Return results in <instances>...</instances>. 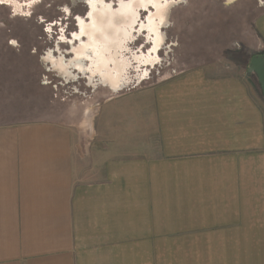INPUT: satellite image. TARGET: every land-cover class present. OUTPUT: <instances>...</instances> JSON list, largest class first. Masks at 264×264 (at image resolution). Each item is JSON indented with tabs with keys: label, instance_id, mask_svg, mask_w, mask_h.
I'll return each instance as SVG.
<instances>
[{
	"label": "crops",
	"instance_id": "obj_1",
	"mask_svg": "<svg viewBox=\"0 0 264 264\" xmlns=\"http://www.w3.org/2000/svg\"><path fill=\"white\" fill-rule=\"evenodd\" d=\"M255 30L264 45V12ZM130 39L109 62L120 82L96 73L97 85L121 90ZM241 59L234 74L186 70L145 90L132 138L101 150L92 172L70 125L0 124V264H264V97ZM146 135L155 146L130 152Z\"/></svg>",
	"mask_w": 264,
	"mask_h": 264
},
{
	"label": "rangeland",
	"instance_id": "obj_2",
	"mask_svg": "<svg viewBox=\"0 0 264 264\" xmlns=\"http://www.w3.org/2000/svg\"><path fill=\"white\" fill-rule=\"evenodd\" d=\"M102 1L118 9L120 1L128 0ZM88 2L0 0V124L51 118L70 125L75 150L85 156L89 172L102 166L101 150H116V138H132L126 122L142 118L140 109L152 92L145 90L186 70L202 69L211 76L234 74L238 57L246 62L252 50L264 49L255 30L264 0H181L170 9L168 25L162 29L166 39L156 53L148 30L136 32L153 9L140 12L134 38L125 50L131 60L128 78L119 92L97 85L99 80L89 82L83 74L67 80L47 66L44 56L49 50L66 59L73 56L69 41L79 31L78 19L86 26L91 23ZM147 56H156V61L145 62ZM136 137L134 147L128 148L134 154H147L145 147L156 144L155 136Z\"/></svg>",
	"mask_w": 264,
	"mask_h": 264
},
{
	"label": "bare ground",
	"instance_id": "obj_3",
	"mask_svg": "<svg viewBox=\"0 0 264 264\" xmlns=\"http://www.w3.org/2000/svg\"><path fill=\"white\" fill-rule=\"evenodd\" d=\"M99 1L102 3L103 9H98L99 7L96 3L97 0H89L91 6L89 12L91 23L88 26L85 25L83 19H79L80 32H77L78 34L75 35V38H79L80 43L78 47L73 49V51H75V57L68 60L63 55L60 54L59 56H56L53 54L52 50H49L44 56V59L48 63L50 69L63 74L68 80L76 79L77 75L73 73L72 69L78 68L82 70L83 73L88 72V74H90L89 82H92V80H94L93 76L98 73L102 75L103 78L101 81L103 83H111L112 85L117 86L120 82V74H118V77L111 76V73L109 72V62L118 56V53L120 52L119 47H121L119 45L120 42H127L126 39L131 36L133 32L132 30L135 28L133 25L138 21L140 14L138 8L133 5V2L122 4L117 11L124 16L123 20H125V17L129 16L133 25L128 28L124 25L120 26L114 21L115 13H117V11L106 5L102 0ZM177 1L181 0L137 1L144 7H148L149 5L154 7V10L150 11L147 19L144 21L145 23L140 26L139 30L140 32L146 29L148 30L149 35L153 36L152 50L154 53H156L165 42L166 35L162 29L168 25L170 9L177 3ZM84 36L88 37L86 41ZM103 39L105 40L103 41ZM156 58V56H147L145 57V62L156 61ZM88 61L90 62L89 65L85 63ZM114 65L115 68L121 69L119 61H115ZM94 85H96V83Z\"/></svg>",
	"mask_w": 264,
	"mask_h": 264
},
{
	"label": "flooded vegetation",
	"instance_id": "obj_4",
	"mask_svg": "<svg viewBox=\"0 0 264 264\" xmlns=\"http://www.w3.org/2000/svg\"><path fill=\"white\" fill-rule=\"evenodd\" d=\"M138 0H128V1H120L121 3H120V7H121V5L122 4H124V3H132L133 2V5L136 7V8H138V12H139V14H140V12L141 11H143V10H150V9H153L154 10V7L152 6V5H149L148 7H144V6H142V4L141 3H138L137 2ZM104 2V1H103ZM136 2V3H135ZM178 2H180V1H177V3ZM89 3V2H88ZM105 4L106 5H108V6H110L112 9H114L115 11H117L118 9H120V8H118V9H115L114 7H112V3H107V2H105ZM97 5L98 6H100L101 7V5H102V3L101 2H98L97 3ZM89 6H90V4H89ZM140 8V9H139ZM90 9H91V6H90ZM153 10H150V11H153ZM90 12V11H89ZM89 14V13H88ZM116 15H115V19H114V21L116 22V24H118V25H120V26H126L127 28L128 27H130L131 25H133L132 24V22H131V18L129 17V16H127V17H125V20H123V18H124V16L119 12V11H117V13H115ZM88 18H89V20H90V17L88 16ZM139 18H140V16H139ZM139 18H138V20H139ZM117 19V20H116ZM79 20V19H78ZM130 21V22H129ZM118 22V23H117ZM138 22V21H137ZM136 22V23H137ZM136 23L133 25V27H135L136 26ZM126 24V25H125ZM142 25V24H141ZM135 29H133L132 31V34H131V39L129 40V44L131 43V41L133 40V38H134V33H135V31H134ZM139 30H140V28H139ZM139 30H137L136 32H139ZM140 33V32H139ZM128 50H129V48H127ZM57 52V51H56Z\"/></svg>",
	"mask_w": 264,
	"mask_h": 264
},
{
	"label": "water",
	"instance_id": "obj_5",
	"mask_svg": "<svg viewBox=\"0 0 264 264\" xmlns=\"http://www.w3.org/2000/svg\"><path fill=\"white\" fill-rule=\"evenodd\" d=\"M248 74H255L258 78L262 95L264 97V53L253 56L248 65Z\"/></svg>",
	"mask_w": 264,
	"mask_h": 264
},
{
	"label": "trees",
	"instance_id": "obj_6",
	"mask_svg": "<svg viewBox=\"0 0 264 264\" xmlns=\"http://www.w3.org/2000/svg\"><path fill=\"white\" fill-rule=\"evenodd\" d=\"M264 53V52H263ZM257 54H259V52H251V54H250V57H249V61H250V59L253 57V56H255V55H257Z\"/></svg>",
	"mask_w": 264,
	"mask_h": 264
}]
</instances>
